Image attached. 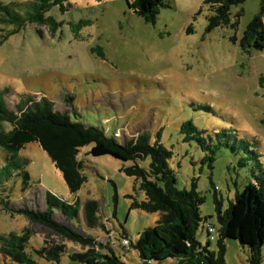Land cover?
Wrapping results in <instances>:
<instances>
[{
  "label": "rangeland",
  "instance_id": "374dc122",
  "mask_svg": "<svg viewBox=\"0 0 264 264\" xmlns=\"http://www.w3.org/2000/svg\"><path fill=\"white\" fill-rule=\"evenodd\" d=\"M39 1L0 0L20 3L17 11L25 16ZM131 1L49 0L48 23L0 26V41L13 31L0 42V92L8 89L4 100L14 113L21 100L45 97L55 110L69 113L72 121L97 127L121 144L143 134L151 144L159 141L172 152L168 164L176 188L190 190L196 184L204 198L200 215L208 217L207 223L217 231L215 195L225 210L237 191L255 182L257 161L264 169V50L247 53L239 44L247 25L264 8V0L232 7V21H238L235 29L211 31L206 29L211 12L205 0H164L154 23L130 9ZM186 122L207 144L217 147L213 169L203 163L210 152L196 140H185L181 127ZM11 128L7 122L2 125L4 131ZM91 147L78 154L84 182L76 194L69 192L61 171L38 143L19 151L18 158L26 165L0 187V248L2 237L27 230L26 252L39 264H71L70 255L84 251L80 244L17 213L20 209L43 212L45 193L50 192L78 208L69 219L54 210V222L111 248L125 264H141L132 245L160 221L161 214L131 208L134 201L145 200L135 179L122 171L133 162L94 157L89 154ZM6 158L0 147V167ZM137 164L147 170L150 158ZM24 172L29 175L27 183ZM87 201L98 204V223L93 228L84 221ZM215 236L210 251L217 249V232ZM123 237L130 242L128 251L121 246ZM197 240L206 246L209 237L200 229ZM58 244L65 246L59 262L36 255ZM248 257L247 246L226 241V264H249ZM7 262L0 249V264ZM153 264H178V260Z\"/></svg>",
  "mask_w": 264,
  "mask_h": 264
},
{
  "label": "trees",
  "instance_id": "16d2710c",
  "mask_svg": "<svg viewBox=\"0 0 264 264\" xmlns=\"http://www.w3.org/2000/svg\"><path fill=\"white\" fill-rule=\"evenodd\" d=\"M245 1L205 0L204 3L211 12L206 29H235L238 21H232L231 9ZM48 2L49 0H40L32 3L33 11L26 16L17 11L21 7L20 3L0 2V26L21 28L26 24L48 23L51 21V18L45 16ZM128 6L146 22L154 23L160 7L164 6V0H132ZM263 14L264 8H261L243 31L239 44L244 52L264 50ZM241 15L242 10L235 15L236 20ZM12 33L10 31L3 35L1 41L6 40ZM7 93L8 89L0 92V147L7 156L6 163L0 167V187L12 177L16 169L26 165V160L18 158L19 151L27 144L36 142L61 171L69 192L76 194L84 182L78 154L81 148L92 145L89 154L94 157L110 156L121 162H133V165L122 168V171L135 179L145 200L134 201L131 208L161 214L160 221L154 227L143 231L138 241L132 245L139 254L141 264L160 263L169 259L178 260V264H226L227 240H237L249 248V264H262L264 169L258 161L259 173L254 175L255 182H250L242 191H237L234 200L229 202L225 210H222V203L215 195L219 227L216 231L217 249L210 251L208 246L216 236L211 239L212 235L208 230L215 227L207 223L208 217L202 218L200 215L204 198L196 190L195 183H192L190 190L176 188L175 173L168 164L172 152L159 141L151 144L148 135L143 134L135 141L121 144L115 137L106 135L97 127L72 121L69 113L55 110L54 103L45 97L39 100H21L17 105V113H14L6 107L4 95ZM5 122L12 126L9 131L2 129ZM181 131L187 134L186 141L196 140L204 151L210 152L203 159V163L207 162L210 169H213L217 147L207 144L191 122L184 123ZM147 157L150 158V164L146 170L137 161ZM23 177L27 183L28 173L24 172ZM45 202L46 208L43 212L20 209L17 213L32 222L50 227L60 236L83 246L84 251L70 255L71 264H125L111 248L98 245L94 238L52 220L54 210H58L68 219L75 217L78 210L76 204H69L50 192L45 193ZM97 211V202L84 203V221L89 228L98 223ZM200 229L209 237L206 246L197 240ZM1 239V252L8 259L5 264H39L35 257L26 252V244L29 242L27 230L22 235L10 234ZM44 243L46 245L47 241ZM104 249L107 253L103 252ZM64 252L65 246L58 244L49 249L44 247L36 251V255L49 262H59Z\"/></svg>",
  "mask_w": 264,
  "mask_h": 264
},
{
  "label": "built area",
  "instance_id": "2783aa9c",
  "mask_svg": "<svg viewBox=\"0 0 264 264\" xmlns=\"http://www.w3.org/2000/svg\"><path fill=\"white\" fill-rule=\"evenodd\" d=\"M208 231H209L210 234L212 235V236H211V239H214V237H215V233H216V229H214V228H209ZM121 246H122L123 248H125L126 250H129V247H130L129 240H128V239H123V242L121 243Z\"/></svg>",
  "mask_w": 264,
  "mask_h": 264
}]
</instances>
